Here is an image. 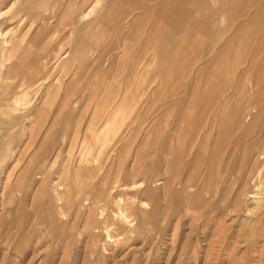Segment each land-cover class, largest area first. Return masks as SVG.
<instances>
[{
  "label": "rangeland",
  "instance_id": "374dc122",
  "mask_svg": "<svg viewBox=\"0 0 264 264\" xmlns=\"http://www.w3.org/2000/svg\"><path fill=\"white\" fill-rule=\"evenodd\" d=\"M80 1L34 9L0 0V264H264V0H233L231 19L220 17L224 0H217L216 25H202L200 50H185L184 81L168 94L151 97V83L112 81L119 102L136 86L144 90L123 121L103 112L109 84L96 80L100 72L125 74L107 67L129 52L86 49L87 27L113 19L95 24L109 0H84L86 24L66 21L63 5L72 11ZM257 19L249 43L244 34ZM224 69L231 81L218 83L215 101L177 147L175 125L198 73ZM141 182L148 195L129 188Z\"/></svg>",
  "mask_w": 264,
  "mask_h": 264
},
{
  "label": "crops",
  "instance_id": "0c3cea01",
  "mask_svg": "<svg viewBox=\"0 0 264 264\" xmlns=\"http://www.w3.org/2000/svg\"><path fill=\"white\" fill-rule=\"evenodd\" d=\"M4 1L20 2L21 0H1V2ZM22 1L27 6L29 5L27 8L31 6L35 9V7H42L45 4L52 5L54 1L55 3H61L63 0ZM108 2L104 6V13L96 18L95 24L99 25L101 19H113V21L109 25L108 22L104 23L103 27H87V29L89 28L87 33L89 35V47L86 49L98 51L101 54H103L102 51L117 52L118 49H122L123 52H129V57L124 62H121V58L124 57L122 53L114 55L113 59L108 62L109 66L107 67V72L113 71L115 67H122L124 71L126 70L125 74L121 72L119 74H110V76H113L111 78L110 76H105V72H100L102 77L96 80L97 82L104 83V85L106 82L109 84L103 87V100L99 102L103 112L105 113L112 109L110 114L116 120L123 121L126 115L132 113L133 106H137L142 99L144 90L136 86L138 91H134V93L130 91L131 97L125 98V96L119 102V99L116 98L120 92V87L117 85L113 86L114 84L111 82L113 81L116 84L124 82L151 83L149 86L151 97L157 96L161 92H167L166 94H168L172 90L170 84L184 81L178 78V68H183L184 66L183 53L185 50H200L199 37L202 34V25H205L207 22L209 26L216 25L218 17L217 0H109ZM232 3L233 0H224L222 2L220 6L222 11L220 13H224V15L220 16L221 18H233ZM253 6V4L248 6V10L253 8ZM86 8L84 0H81L80 5L72 11H70L69 4L66 3L63 5L61 15L64 16L66 21L72 15V19L78 20L79 25L83 26L87 22L85 21ZM240 8V10L243 9L242 6ZM44 20L46 19L43 18ZM202 21L204 22L202 23ZM250 24L247 26L248 29H246L244 34V36H247V39L249 38V43L252 39L251 36L256 33L254 28L258 24V19L253 20ZM250 27L252 28L250 29ZM203 33L205 32L203 31ZM191 35L192 37H188ZM94 44L99 45V50L92 48ZM77 45H79V42ZM84 48L82 47L83 50H85ZM240 48L242 53H244L246 49L243 46H240ZM222 56L219 55L217 58L221 59ZM145 63L152 66L153 73L160 72V66H163L171 67L173 73L175 72L174 69H176V74L168 72L167 74L158 73L151 76H142L140 73L137 75L141 67H146ZM262 66H264V63ZM219 67L220 60L217 59L216 62H212L213 70L218 71ZM231 76L232 72L230 73V70L226 69L219 73L208 75H202L201 72L198 73L195 89L189 100V104L186 110L180 114V118L175 125L177 147L183 148L185 145L186 124H188L187 130L191 131L193 129L190 126L192 122L199 123L202 121V108L210 106L215 101L218 83L230 82ZM236 82L239 81L237 80ZM111 84L112 87L110 86ZM139 92H141V95H139ZM163 101L161 100V102ZM171 106L178 107L177 104L174 106V103ZM161 113L162 110L157 114ZM149 132L152 135L148 136V133L147 136L149 139H153L155 137V128L153 127ZM170 145L173 146L172 138L168 139V144L166 145L167 152Z\"/></svg>",
  "mask_w": 264,
  "mask_h": 264
},
{
  "label": "bare ground",
  "instance_id": "6f19581e",
  "mask_svg": "<svg viewBox=\"0 0 264 264\" xmlns=\"http://www.w3.org/2000/svg\"><path fill=\"white\" fill-rule=\"evenodd\" d=\"M6 14V11L5 12H1L0 11V18H3L4 17V15ZM0 36L1 37H3V34L1 33L0 34ZM188 125V124H187ZM187 128L188 127H186V131H188L187 130ZM185 136H186V134H185ZM171 168V167H170ZM161 185V184H160ZM148 186H150V185H148ZM152 186V185H151ZM157 185H155V186H153V188H155ZM129 188L130 189H142L144 192H143V195L146 193H148V191L147 190H145L146 188H145V185L143 184V182H141V183H138V184H135V185H130L129 186ZM165 188V187H164ZM150 189V188H149ZM107 190H109V189H107ZM103 191V190H102ZM131 191V190H130ZM99 192H101V190H99ZM150 192H152V191H150ZM108 193V192H107ZM142 193V192H141ZM99 194V193H98ZM106 194V193H105ZM152 194V193H151ZM148 195V194H147ZM97 196V195H96ZM99 196V195H98ZM97 196V197H98ZM165 196V197H164ZM164 198H165V202L168 204V206H167V208L168 209H170V204H171V202H172V193H171V191H170V189L169 188H167L165 191H164ZM97 197L95 198V199H97ZM153 197V200L155 201V203H159L160 202V199L158 198V195L157 194H155L154 196H152ZM118 198V197H117ZM72 197H70V195L69 196H67V201L70 203V206L72 205V204H75V205H73V206H76L77 207V205H78V207H79V204L77 203L78 201H75V202H72ZM95 199H94V204L96 205L97 204V202L95 203ZM99 199H101V198H99ZM164 200V199H163ZM80 201V200H79ZM100 201V200H99ZM77 203V204H76ZM93 204V205H94ZM99 204V203H98ZM119 205V204H118ZM68 206V205H67ZM95 207V206H94ZM93 207V208H94ZM93 208H92V210H93ZM97 208V207H96ZM95 208V209H96ZM143 208V207H142ZM95 209H94V211H95ZM139 209H140V207H139ZM140 211H142L143 212V214L145 213L142 209L140 210ZM142 212H139V213H142ZM91 212L89 211V215L87 214V216L88 217H90V215L92 214H90ZM138 213V214H139ZM142 216V215H141ZM139 218V217H138ZM90 220V219H89ZM95 220V219H94ZM108 220H109V217L106 219V223L108 222ZM119 221H121V223H122V225H127V228H126V230L127 229H129L130 228V226H129V224H131V223H129V221H128V218L125 216V214L124 213H120V216H119ZM93 223V222H92ZM133 223V222H132ZM91 225V224H90ZM142 225L140 224V227H141ZM96 230V229H95ZM104 230V229H103ZM130 230V229H129ZM144 230V229H143ZM94 231V230H93ZM95 233V232H94ZM93 234V233H92ZM106 234H107V237L109 238V234H108V232H106Z\"/></svg>",
  "mask_w": 264,
  "mask_h": 264
}]
</instances>
